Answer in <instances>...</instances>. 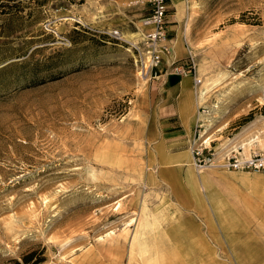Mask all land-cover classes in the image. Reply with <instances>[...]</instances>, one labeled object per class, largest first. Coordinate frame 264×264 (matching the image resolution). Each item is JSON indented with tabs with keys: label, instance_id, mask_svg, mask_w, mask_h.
Returning <instances> with one entry per match:
<instances>
[{
	"label": "rangeland",
	"instance_id": "rangeland-1",
	"mask_svg": "<svg viewBox=\"0 0 264 264\" xmlns=\"http://www.w3.org/2000/svg\"><path fill=\"white\" fill-rule=\"evenodd\" d=\"M0 4V264L29 253L35 264H264V174L215 175L226 151L264 146V0L185 9L186 60L200 82L197 125L173 147L191 161L177 170L143 139L148 82L136 75L132 30L113 28L127 41L105 32L143 4ZM199 144L213 165L195 164Z\"/></svg>",
	"mask_w": 264,
	"mask_h": 264
},
{
	"label": "crops",
	"instance_id": "crops-1",
	"mask_svg": "<svg viewBox=\"0 0 264 264\" xmlns=\"http://www.w3.org/2000/svg\"><path fill=\"white\" fill-rule=\"evenodd\" d=\"M192 1L170 0L168 12L170 53L165 55L160 63V77L148 82L146 93L142 96L140 103L137 104L144 141L148 142L151 149L156 152L158 164H164V166L176 170L188 165L191 157L185 149L174 150L173 147L175 144L182 146L186 144L188 135L193 131L194 125H197L196 121H198L196 116L197 91L193 85L192 74L182 75L172 70L173 64L184 65L187 61L188 50L182 31V16ZM129 2L132 3L134 0H129ZM134 7L123 16V19L121 14H119V17H112V24L108 26L109 28L106 25L102 26L103 29L107 28L105 32L116 27L124 28L125 25V27L132 30L130 35L134 40L136 26L145 13L144 8ZM130 22L131 24H129ZM253 140L257 141L256 139ZM250 142L246 141L241 144L243 153L250 150L264 152V146L258 145L257 142ZM217 170L215 175L227 181L247 179L250 176L249 173L243 175L242 173H227L220 171L221 169ZM208 193L211 198L215 197V189L211 186H208ZM228 225L226 224V226ZM246 249L248 253L255 252L252 246L243 248V250ZM189 253L192 257L190 248L188 249V255H186L188 258H190ZM172 258L173 262L176 263L178 256L174 254ZM238 258L240 260L243 258L241 253H239ZM191 260V264H193L198 258L195 261L192 257Z\"/></svg>",
	"mask_w": 264,
	"mask_h": 264
},
{
	"label": "built area",
	"instance_id": "built-area-1",
	"mask_svg": "<svg viewBox=\"0 0 264 264\" xmlns=\"http://www.w3.org/2000/svg\"><path fill=\"white\" fill-rule=\"evenodd\" d=\"M170 0H134V4H143L145 13L136 26L134 40L127 41L119 29L111 30L110 34L117 40L127 41L135 64L138 78L150 82L160 77L159 66L165 55L170 53L168 37V12ZM172 70L187 75L193 73V66L186 61L184 65L173 64ZM200 81L194 77V84ZM214 152L211 147L199 146L192 148V155L198 167L213 165ZM222 168L240 172H255L264 174V152L250 150L243 153L241 145L226 151Z\"/></svg>",
	"mask_w": 264,
	"mask_h": 264
},
{
	"label": "trees",
	"instance_id": "trees-1",
	"mask_svg": "<svg viewBox=\"0 0 264 264\" xmlns=\"http://www.w3.org/2000/svg\"><path fill=\"white\" fill-rule=\"evenodd\" d=\"M7 5L6 4H0V9L5 13V9H6ZM9 9V8H8ZM32 255L31 253L26 254V255H22L21 257V261L13 259L12 260V264H35L34 262H32Z\"/></svg>",
	"mask_w": 264,
	"mask_h": 264
},
{
	"label": "bare ground",
	"instance_id": "bare-ground-1",
	"mask_svg": "<svg viewBox=\"0 0 264 264\" xmlns=\"http://www.w3.org/2000/svg\"><path fill=\"white\" fill-rule=\"evenodd\" d=\"M213 168V167H212ZM218 168H220L221 170H224V168H222V167H218ZM200 170H202V169H200Z\"/></svg>",
	"mask_w": 264,
	"mask_h": 264
}]
</instances>
